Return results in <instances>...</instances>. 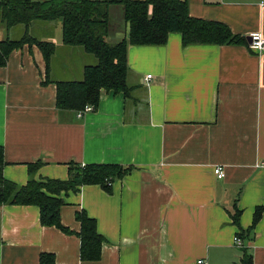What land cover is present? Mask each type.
Wrapping results in <instances>:
<instances>
[{"label":"crops","instance_id":"0c3cea01","mask_svg":"<svg viewBox=\"0 0 264 264\" xmlns=\"http://www.w3.org/2000/svg\"><path fill=\"white\" fill-rule=\"evenodd\" d=\"M186 1L192 18L222 23L247 42L253 33L264 39V0ZM109 19L108 42L127 38L122 7L111 6ZM43 23L33 37L55 46L48 67L28 44L0 67L3 178L24 186L35 163V180L64 181L69 163L133 171L110 192L88 185L64 197L60 223L71 234L42 227L36 206L3 205L0 264H38L41 253L57 264H235L241 248L231 215L240 211L245 231L257 208L261 217L241 244L264 264V56L247 43L183 47L175 33L164 46H129L130 98L102 92L98 107L78 118L56 107L54 82L80 80L94 60L63 45L60 21ZM80 210L104 240L98 261L80 259Z\"/></svg>","mask_w":264,"mask_h":264},{"label":"trees","instance_id":"16d2710c","mask_svg":"<svg viewBox=\"0 0 264 264\" xmlns=\"http://www.w3.org/2000/svg\"><path fill=\"white\" fill-rule=\"evenodd\" d=\"M111 6L122 7L123 20L128 26V37L113 44L107 40ZM0 21L7 34L16 26L25 27L19 39L12 40L7 36L0 40V67L6 65L11 52L26 44L35 45L41 51L48 67L55 46L28 33V28L36 21H60L63 45L81 48L93 58L94 63L83 68L80 80L54 82L56 107L75 112L85 106L95 110L102 92L121 93L125 101L130 98L135 88L127 83L129 46H164L171 33L180 35L183 47L248 45L245 38L233 34L222 23L190 17L186 0H0ZM4 164L0 147V208L3 205L36 206L42 227H54L66 234L71 232L62 226L59 217L65 196L78 193L81 187L88 185H97L110 192L115 181H121L133 171L132 167L117 164L69 163L66 180H35L32 175L40 166L35 163L27 166L30 179L24 186H18L3 178ZM262 212L263 208L255 209L251 225L244 231L239 227L240 211L234 209L231 220L238 229L236 236L240 241L250 235ZM75 220L80 225L76 233L80 241V259L98 261L104 240L97 233L95 220L83 210L75 213ZM38 264L57 263L51 253H41ZM235 264H253L252 255L243 246Z\"/></svg>","mask_w":264,"mask_h":264},{"label":"built area","instance_id":"2783aa9c","mask_svg":"<svg viewBox=\"0 0 264 264\" xmlns=\"http://www.w3.org/2000/svg\"><path fill=\"white\" fill-rule=\"evenodd\" d=\"M248 48L250 51L257 53L258 55L264 56V39L260 36V34L253 33L252 35H250L248 40ZM147 78L149 79L150 76H148ZM91 111H92L91 106H85L82 110L77 112V117L81 118L83 115ZM213 172L214 175L217 177V179L223 178V171L221 167L215 168ZM233 243L238 248H241L242 246L241 241L237 236L233 238ZM197 264H205V263L203 261H198Z\"/></svg>","mask_w":264,"mask_h":264},{"label":"rangeland","instance_id":"374dc122","mask_svg":"<svg viewBox=\"0 0 264 264\" xmlns=\"http://www.w3.org/2000/svg\"><path fill=\"white\" fill-rule=\"evenodd\" d=\"M118 7L121 8L120 6H118ZM34 23H36L35 24L36 27L33 28L32 31H31L32 36H39L40 35V32H39L40 28L39 27L41 25H44V23L43 22H39V21H36ZM111 24L119 25V22L114 17H111ZM4 28H5V26L0 21V31H1V29H3V31H4ZM22 29H23L22 25L21 26H16V27L10 29L9 30V38H14V39L20 38L22 36ZM4 38H6V33H5ZM90 58L93 59L91 56H90ZM129 105H131V104L129 103Z\"/></svg>","mask_w":264,"mask_h":264},{"label":"water","instance_id":"95a60500","mask_svg":"<svg viewBox=\"0 0 264 264\" xmlns=\"http://www.w3.org/2000/svg\"><path fill=\"white\" fill-rule=\"evenodd\" d=\"M248 40H249V38H248Z\"/></svg>","mask_w":264,"mask_h":264}]
</instances>
